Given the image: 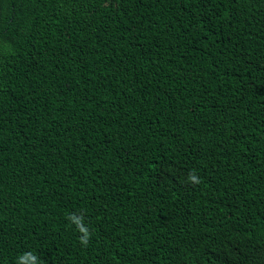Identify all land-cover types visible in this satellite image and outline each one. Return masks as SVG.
I'll list each match as a JSON object with an SVG mask.
<instances>
[{"label": "trees", "instance_id": "obj_1", "mask_svg": "<svg viewBox=\"0 0 264 264\" xmlns=\"http://www.w3.org/2000/svg\"><path fill=\"white\" fill-rule=\"evenodd\" d=\"M28 252L264 264V0H0V264Z\"/></svg>", "mask_w": 264, "mask_h": 264}, {"label": "clouds", "instance_id": "obj_2", "mask_svg": "<svg viewBox=\"0 0 264 264\" xmlns=\"http://www.w3.org/2000/svg\"><path fill=\"white\" fill-rule=\"evenodd\" d=\"M190 179L195 182L198 180V177L196 175H191ZM69 219L83 233V235L80 237L81 242L83 244H87L90 238V233L88 232V229L84 224L83 217L73 214L69 216ZM25 261H27V264H39L38 256L33 252H28L18 257V264H24Z\"/></svg>", "mask_w": 264, "mask_h": 264}]
</instances>
